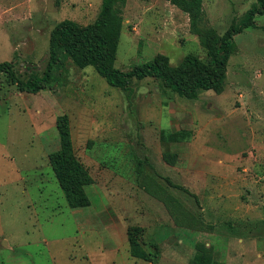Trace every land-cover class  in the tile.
Wrapping results in <instances>:
<instances>
[{
    "label": "rangeland",
    "instance_id": "374dc122",
    "mask_svg": "<svg viewBox=\"0 0 264 264\" xmlns=\"http://www.w3.org/2000/svg\"><path fill=\"white\" fill-rule=\"evenodd\" d=\"M256 3L203 0L217 44ZM101 5L102 0H0V63L13 61L22 79L32 73L42 76L54 27L64 19L92 23ZM123 16L117 68L129 71L158 53L167 55L173 66L187 54L208 59L205 37L191 33L189 14L171 0H128ZM255 23L234 37L224 91H203L198 99L179 96L155 77L134 78L130 97L93 66L80 68L63 52L50 90L21 97L0 73V99L23 107L22 119L38 158L47 162L48 154L62 147L58 118L67 116L66 154L76 155L94 178L86 188L91 205L81 209H71L58 180L47 178L56 213L51 221L38 205L37 214L28 216L26 209H16L17 202L29 201L22 190L3 200L0 264H70L67 252L80 263L81 249L72 239L77 224H91L94 234L105 233L114 220L140 226L136 234L143 247L153 256L166 255L159 264H172L168 257L175 264H190L197 242L210 246L225 263L264 264V14ZM163 129H190L193 136L163 142ZM164 151L178 153L175 165L164 161ZM29 203L35 206L33 200ZM14 210L18 212L12 214ZM229 222H237L238 232L251 236H231ZM55 225L59 230L47 233L57 239L56 247L24 245L26 236L34 240L41 228Z\"/></svg>",
    "mask_w": 264,
    "mask_h": 264
},
{
    "label": "trees",
    "instance_id": "16d2710c",
    "mask_svg": "<svg viewBox=\"0 0 264 264\" xmlns=\"http://www.w3.org/2000/svg\"><path fill=\"white\" fill-rule=\"evenodd\" d=\"M171 2L189 14L191 33L205 37L203 46L207 49V60L194 54H187L176 66H173L167 55L158 53L153 59L137 64L129 71L117 68L115 63L124 28L123 14L128 0H102L101 10L94 22L80 25L72 19H64L54 27L50 35L49 59L42 76L32 73L25 79L20 78L14 69L13 61L1 62L0 73H5L10 83L16 85L21 92L36 94L42 90H50L53 88L51 83L53 70L62 61L61 52H63L80 68L93 66L111 86L129 91L130 97L133 92L132 80L146 77L160 79L164 87L188 99H198L203 91L212 90L222 93L225 89L228 63L235 51L234 37L245 29L256 26L255 17L264 14V0H257L239 23L233 22L223 34L219 44H217L216 29L207 25L203 0H171ZM67 121V116L58 118L62 147L50 152L48 158L68 206L71 209H81L91 205L86 188L94 183V178L88 167L76 155L66 154L65 148L69 143ZM192 136L193 131L190 129L161 130L163 142L189 141ZM163 159L167 164L175 165L178 153L164 151ZM167 180L172 186L189 192L184 185L176 184L170 178ZM228 225L232 232L231 236L239 238L251 236V233L238 232L237 222H229ZM139 227L128 229L130 253L137 258L154 260L157 254L153 256L138 240L136 233ZM189 263L226 264L216 259L213 249L204 242L195 244V254Z\"/></svg>",
    "mask_w": 264,
    "mask_h": 264
},
{
    "label": "crops",
    "instance_id": "0c3cea01",
    "mask_svg": "<svg viewBox=\"0 0 264 264\" xmlns=\"http://www.w3.org/2000/svg\"><path fill=\"white\" fill-rule=\"evenodd\" d=\"M23 93L20 91L21 97ZM5 101L2 98L0 99V212L2 209L1 204L4 205L3 200L8 202L7 200L13 191L22 190L25 198L28 197L29 201L25 199L26 203L24 201L17 202L18 205L22 206L18 207L17 205L16 209H26L28 216L29 214H33V211L37 214L36 206L38 205L40 209L50 214L49 221H51L55 219L56 213L53 206V196H51L50 189L46 185L48 184L47 178H50L52 175L56 178L53 168L49 162V158H47V162H45V159L40 160L38 158V151L34 152L33 146L30 145V133H28L27 126L24 125H27V123H24L22 119V115H24L23 107L18 106L13 108L8 106ZM13 119L15 124H13ZM43 188L47 194L43 192ZM41 194L46 199V202L43 201ZM39 198L43 203H39ZM30 200H33L35 206L29 205ZM15 211L18 212V210H14L12 214H15ZM26 218L29 220L28 217ZM83 224H77L76 231L72 236V239L76 241L74 243L75 246L81 249L80 256L82 259L80 263L79 261L77 263L75 261L77 257L74 258L73 252H67L66 256H68L70 264H159L163 260L161 258L166 256L157 254L154 260L142 259L144 262H138L136 260L137 257L132 256L130 253L127 233L129 226L126 223H124V226L121 225L122 222L119 220H114L105 226V233L94 234L92 225L84 224L86 227L84 229V236L81 235L84 227ZM181 228L187 229L186 227ZM54 229L59 230V225L41 228L34 240H30V236H26L27 242L24 245L32 246L36 243H44L51 250L52 247H56L54 241L57 239L52 234L49 236L47 230ZM2 241H6L10 246V241L7 238L3 237ZM168 258V261H171L172 264L178 262L175 258ZM185 264L188 263L186 262ZM226 264L229 263L227 262Z\"/></svg>",
    "mask_w": 264,
    "mask_h": 264
}]
</instances>
